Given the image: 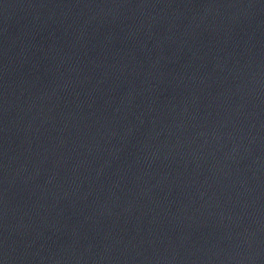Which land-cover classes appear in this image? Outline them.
<instances>
[{
  "label": "water",
  "instance_id": "1",
  "mask_svg": "<svg viewBox=\"0 0 264 264\" xmlns=\"http://www.w3.org/2000/svg\"><path fill=\"white\" fill-rule=\"evenodd\" d=\"M0 264H264V0H0Z\"/></svg>",
  "mask_w": 264,
  "mask_h": 264
}]
</instances>
